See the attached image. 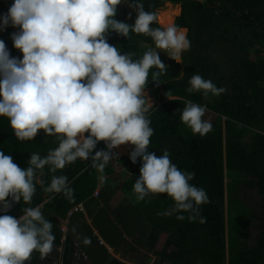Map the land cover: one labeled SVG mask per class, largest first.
Segmentation results:
<instances>
[{
    "label": "trees",
    "instance_id": "1",
    "mask_svg": "<svg viewBox=\"0 0 264 264\" xmlns=\"http://www.w3.org/2000/svg\"><path fill=\"white\" fill-rule=\"evenodd\" d=\"M139 2L145 11L156 15L166 4V9L159 14L174 12V9L178 14V8L170 4L180 7L174 25L187 31L190 48L182 53L181 63L170 59L165 64L166 70L158 81L152 79V72L158 69L149 71L145 90L152 92L158 104L147 114L154 130L148 150L157 157L167 151L171 162L182 172L195 173L190 183L205 189L210 198V203L200 206L205 223L198 219L190 221L189 213H178L185 216L183 221L176 219L178 214L163 215L174 207V201L167 194L150 195L143 201L136 199L133 185L142 165L140 159L133 164L130 153L124 156L130 145L116 149L122 157L116 155V160L103 173L91 166V159L77 160L56 173L46 168L41 177L43 184L36 186L31 203L21 200L7 214L19 219L25 207L40 206L45 218L53 224V246H62L61 264H71L75 239L94 264H124L99 245L94 231L115 254H123L130 247L134 255L145 249L168 264H264V59L253 60L251 56L253 50L264 53V0ZM12 3L13 0H0V17ZM136 18V10L120 16L117 8L115 19L119 22L133 25ZM150 27L161 28L157 23ZM18 30L9 25L0 31V40L11 57L22 60V53L14 48L11 39L12 33ZM107 42L122 54H134L133 60L142 58L149 49L155 50L154 41L143 34L130 32L128 37H122L109 32ZM193 75L211 80L217 88L226 91L208 97L201 92L190 93L189 81ZM186 101L207 106L203 119L212 124V130L205 136L193 134L182 122ZM57 146L55 138L47 137L43 131L32 141H19L9 120L0 117V151L11 155L21 169H27L32 153L43 157ZM100 150L107 151L103 141L97 144L92 155ZM114 164L127 174L120 190L111 181ZM53 175L67 177L73 190L71 200L63 194L44 190ZM243 190L256 191L260 197L258 217H253L258 223L259 235L252 246L245 229V205L240 199ZM117 192L121 200L112 208L111 201ZM79 205L83 212L77 211L68 218V213ZM66 221L67 233L62 242L61 225ZM85 238L90 244H84ZM31 256L32 261L25 264H39V253Z\"/></svg>",
    "mask_w": 264,
    "mask_h": 264
},
{
    "label": "clouds",
    "instance_id": "2",
    "mask_svg": "<svg viewBox=\"0 0 264 264\" xmlns=\"http://www.w3.org/2000/svg\"><path fill=\"white\" fill-rule=\"evenodd\" d=\"M123 3L136 10L133 25L115 19L117 6ZM156 22V13L145 11L139 0H13L0 17V31L9 25L19 29L11 39L23 58L11 57L0 40V117L9 120L19 141H32L43 131L58 146L43 157L32 153L27 169L0 151V205L8 207L9 198L30 204L46 168L56 173L77 160L91 159V166L103 173L117 158L112 150L131 145V162L140 159L142 165L133 185L136 199L167 194L174 207L163 215L189 213L190 221L205 223L200 206L210 203V198L205 189L190 183L195 173L182 172L167 151L157 157L148 150L154 134L145 93L149 71L158 69L152 72L153 81H158L166 70L159 53L179 62L190 48L185 29L174 24L150 27ZM109 32L122 37L130 32L147 35L160 51L149 49L133 60L134 54H122L107 42ZM189 84L190 93L205 97L226 91L200 75H193ZM206 112L207 106L186 101L181 120L203 137L212 130L203 119ZM101 141L108 150L92 155ZM44 190L73 198L64 175H53ZM176 219L183 221L185 216L178 214ZM54 242L53 224L40 206L25 207L19 219L0 215V264H25L34 252L46 258ZM90 242L85 238L84 244Z\"/></svg>",
    "mask_w": 264,
    "mask_h": 264
},
{
    "label": "rangeland",
    "instance_id": "3",
    "mask_svg": "<svg viewBox=\"0 0 264 264\" xmlns=\"http://www.w3.org/2000/svg\"><path fill=\"white\" fill-rule=\"evenodd\" d=\"M3 2L11 1V0H1ZM171 6L177 7L178 8V14L174 9V18H173V23H175V19L180 15V7L177 5H172ZM118 14L120 16L124 15H129L133 12H135L134 8L130 6L127 3H123L121 5H118ZM166 9V5H164L162 8H160L157 12V24L159 25V13L164 11ZM160 26V25H159ZM162 29L163 27L160 26ZM187 33V31H186ZM156 51H160L159 49H155ZM160 59L164 64H167L170 60V58L166 55L164 52L159 53ZM252 59H256L257 57L264 59V53H259L256 50H253L251 52ZM181 63V60L178 62ZM146 97L149 99L148 104L150 105V108H152L155 104H158L157 99H155L154 95L152 92L146 90ZM127 154V153H126ZM119 156V155H118ZM122 157V156H119ZM118 167V166H117ZM119 184L123 181V178L119 177V173L114 177ZM240 199L243 201L245 208L243 207V210L245 212L244 217H245V229L246 232L248 233L249 237V243L252 246L254 244V241L259 235V230H258V223L253 220V217L256 216L258 217V212H259V205H260V197L256 193V191H251V190H243L240 195ZM119 203L115 202L114 205H111L112 208H116ZM243 205V206H244ZM134 244V242H132ZM140 258V259H139ZM121 259H123L121 257ZM129 264H168L167 262H158L156 261V258L147 252L145 249H142V251L138 252L133 258L128 260Z\"/></svg>",
    "mask_w": 264,
    "mask_h": 264
},
{
    "label": "crops",
    "instance_id": "4",
    "mask_svg": "<svg viewBox=\"0 0 264 264\" xmlns=\"http://www.w3.org/2000/svg\"><path fill=\"white\" fill-rule=\"evenodd\" d=\"M131 150H132V146L130 145L129 151L124 156H127L131 152ZM114 170H115V174L111 177V181H112L113 185L116 188H118V190H120V188L126 183L127 174L121 168L115 166V164H114ZM117 173H119L120 178H123V181L121 182V184H119L120 181L117 182L116 179L114 178L117 175ZM120 200H121L120 192H117V194L115 195V197L111 201V205H114L115 202L119 203ZM88 224L91 225V220H88ZM61 226L63 229L66 230V232L64 233V237L62 239V242H63L65 239L66 233H67L66 222H64ZM94 236L97 237L99 245H103L108 250L109 254L112 256L113 259H117L124 264H129L128 260H130L131 258H133L135 256L131 252L130 247H126L123 254H119V253L115 254L113 249L109 248L104 243V241L101 239V237L99 236L97 231H94ZM72 242H73L74 250H73V253L71 255V264H94L91 261V259L89 258L88 254L85 252V249H83L79 246L77 239L73 240ZM128 242H129V244H132L131 240H128ZM89 247H91V245ZM139 251H142V249H140ZM61 257H62V246L61 247L53 246L52 253H50V255L46 258H41V263L42 264H61ZM121 257L123 259H121ZM155 258H156V261L160 262L158 257H155Z\"/></svg>",
    "mask_w": 264,
    "mask_h": 264
},
{
    "label": "water",
    "instance_id": "5",
    "mask_svg": "<svg viewBox=\"0 0 264 264\" xmlns=\"http://www.w3.org/2000/svg\"><path fill=\"white\" fill-rule=\"evenodd\" d=\"M19 202L13 201L11 198L8 200V207H4L3 205H0V215L7 214L14 210L18 206ZM32 261V256L29 260L25 261L26 263H30ZM38 263H41V257L38 259Z\"/></svg>",
    "mask_w": 264,
    "mask_h": 264
},
{
    "label": "bare ground",
    "instance_id": "6",
    "mask_svg": "<svg viewBox=\"0 0 264 264\" xmlns=\"http://www.w3.org/2000/svg\"><path fill=\"white\" fill-rule=\"evenodd\" d=\"M174 15H175L174 12H169V13H165V14H159V17H158L159 25L162 26L163 29L167 28L170 25H172Z\"/></svg>",
    "mask_w": 264,
    "mask_h": 264
},
{
    "label": "built area",
    "instance_id": "7",
    "mask_svg": "<svg viewBox=\"0 0 264 264\" xmlns=\"http://www.w3.org/2000/svg\"><path fill=\"white\" fill-rule=\"evenodd\" d=\"M107 150H108V149H107ZM112 152L115 153V154L117 155L116 149H113ZM94 195L96 196V193H95ZM77 211H83V207H82L81 205H79V206L73 208V209L68 213L67 217H68V218L71 217V215H72L73 213L77 212ZM66 224H67V221H66ZM62 232L65 233L66 230L62 228Z\"/></svg>",
    "mask_w": 264,
    "mask_h": 264
}]
</instances>
